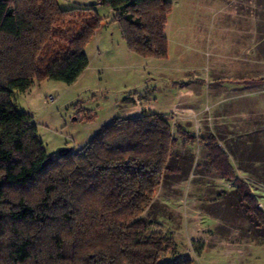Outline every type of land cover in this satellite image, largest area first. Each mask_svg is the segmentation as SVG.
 <instances>
[{
  "label": "trees",
  "instance_id": "1",
  "mask_svg": "<svg viewBox=\"0 0 264 264\" xmlns=\"http://www.w3.org/2000/svg\"><path fill=\"white\" fill-rule=\"evenodd\" d=\"M98 5L115 12L131 51L168 58L172 0L69 7L60 0H0V264H193L177 257L178 244L162 223L144 215L175 171L180 140L204 146L211 167L233 181L244 212L264 229V210L218 137L196 135L172 114L118 115L84 146L48 154L34 115L17 108L15 95L46 79L79 78L90 63L87 43L102 24ZM170 255L176 257L162 261Z\"/></svg>",
  "mask_w": 264,
  "mask_h": 264
},
{
  "label": "rangeland",
  "instance_id": "2",
  "mask_svg": "<svg viewBox=\"0 0 264 264\" xmlns=\"http://www.w3.org/2000/svg\"><path fill=\"white\" fill-rule=\"evenodd\" d=\"M60 1L63 7L100 2ZM172 1L168 58L128 50L113 16L107 20L109 8L98 5L103 20L93 41L105 34L114 42L91 54L85 80L46 79L17 93L16 106L34 115L51 156L84 146L106 119L172 114L196 135L218 137L264 210V82H242L264 79V0ZM176 152L175 171L165 175L144 215L162 223L178 244L177 257L193 264H264V229L244 212L233 181L211 167L201 143L184 147L180 140Z\"/></svg>",
  "mask_w": 264,
  "mask_h": 264
},
{
  "label": "crops",
  "instance_id": "3",
  "mask_svg": "<svg viewBox=\"0 0 264 264\" xmlns=\"http://www.w3.org/2000/svg\"><path fill=\"white\" fill-rule=\"evenodd\" d=\"M73 3V2H72ZM75 3H79L78 5H84V3L82 2V3H80V2H75ZM86 4V3H85ZM71 5H73V4H71ZM109 10H110V15H109V18L107 19V20H113V19H111L112 18V16H113V18H114V15H115V12L114 11H112V9H110L109 8ZM115 24L116 25H118L119 26V24H118V22H116L115 21ZM168 25V24H167ZM119 30H120V34H121V36H122V33H121V29H120V27H119ZM167 31H168V27L166 28V34H167V36H168V39H169V55H168V57L170 56V49H171V43H172V38H171V36H169V34L167 33ZM96 33V32H95ZM94 38H95V35L91 38V40L87 43V46H86V50H87V53H88V56H89V59H90V63H89V66L86 68V70L79 76V78L74 82V83H77V82H79L80 80H85L84 78H85V76L87 75V73H88V71L91 69V54L93 53H95L96 54V52L97 51H100V47L102 46L103 47V45L104 46H108L109 48L111 47V45H113V42H114V39H113V37H109L108 35H105V34H103V35H100V39H96L95 41H93L94 40ZM110 38V39H109ZM122 39H123V37H122ZM124 40V39H123ZM125 42V41H124ZM104 43V44H103ZM125 44H126V42H125ZM94 46H96V48L94 47ZM126 47H127V49L128 50H130L129 48H128V46H127V44H126ZM131 51V50H130ZM133 52V51H132ZM135 53V52H134ZM135 54H138V53H135ZM139 55V54H138ZM172 55V54H171ZM99 56H100V53H99ZM73 83V84H74ZM28 112H30L29 110H27ZM31 113V112H30ZM107 120V119H106ZM105 120V121H106ZM103 122L101 125H99V126H97V128H95L92 132H90V134L89 135H87V137L85 138V140L83 141L85 144L98 132V130H99V128L102 126V125H104V124H106V122ZM110 122V121H109ZM76 147V146H75ZM76 148H80L79 146H77Z\"/></svg>",
  "mask_w": 264,
  "mask_h": 264
}]
</instances>
